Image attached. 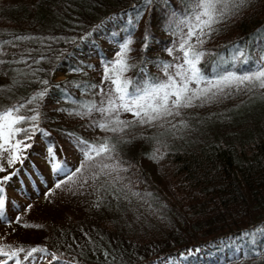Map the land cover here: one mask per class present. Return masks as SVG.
<instances>
[{
	"label": "trees",
	"instance_id": "trees-1",
	"mask_svg": "<svg viewBox=\"0 0 264 264\" xmlns=\"http://www.w3.org/2000/svg\"><path fill=\"white\" fill-rule=\"evenodd\" d=\"M5 1L9 0H0ZM14 1L0 7L2 38L20 35L34 39L18 41L17 47L6 49V60L23 54L27 64L2 66L0 88L12 84V68L35 72V76L19 77L21 84L0 94V105L22 102L24 114L33 115L29 109L36 105H28L27 99L44 87L40 80H48L49 85L48 94L38 102V130L25 141L31 147L21 152L23 162L9 166L6 158L0 159L5 168L0 179L15 172L11 177L17 182L12 195L7 192L8 181L4 184L5 212L13 222H0V245L47 249L27 260L23 259L25 253H19L21 264H264V235L254 240L244 235L264 228V90L183 110L181 117L172 120L177 125L176 135L160 137L159 144L139 138L119 144V158L132 167L120 173L125 179L115 188L112 177L92 180L89 171L78 174L74 183L55 188V183L67 176L53 173L49 148L57 162L74 171L82 157L69 132L89 141L111 135L91 127L94 120L101 119L99 113L74 114L82 111L81 103L99 104L100 87L110 86L101 85L105 62L115 59L119 46L131 35L130 63L135 67L125 75L138 82L149 77L166 79L158 65L178 63L175 56L180 55L167 51L179 39L169 25L174 28L173 20L178 22L185 15L188 0H154L147 8L144 0ZM216 28L203 45L204 74L215 78L227 71L255 70L254 64L232 63L231 57L239 47L259 60L264 48V0H247ZM58 72L64 79L55 82ZM93 84L99 87H87ZM129 114L122 113L121 119L132 120ZM180 120L188 127H182ZM23 127L31 128V123ZM161 131L145 126L133 129V134L153 137ZM68 146L78 153L77 162L71 160ZM157 148L162 161L169 162L170 170L165 173L149 159ZM45 155L55 176L50 183L45 182L44 169L36 160ZM29 171L36 175L37 183L32 177L27 185L22 181L23 173L29 175ZM129 181L143 199L130 193L125 199L124 192L116 191ZM161 182L169 197L156 186ZM89 198L93 210L78 215L77 205L83 208L82 201ZM17 216L21 217L19 223L14 222ZM25 223L42 227L25 228ZM8 264H15V259Z\"/></svg>",
	"mask_w": 264,
	"mask_h": 264
},
{
	"label": "snow or ice",
	"instance_id": "snow-or-ice-1",
	"mask_svg": "<svg viewBox=\"0 0 264 264\" xmlns=\"http://www.w3.org/2000/svg\"><path fill=\"white\" fill-rule=\"evenodd\" d=\"M153 2L154 0H144L145 8ZM246 3L247 0H188L185 15L178 18V22L176 19L173 20L174 28L169 25L170 31L173 35H178L179 39L174 42V47L167 49V51L169 55H173L175 52L180 55L175 56V60L179 61L178 63L164 62L158 65L162 68L166 79L149 77L138 82L125 75L135 67L130 63L133 40L129 35L125 42L119 46L115 59L104 64L101 85L109 84L110 86L100 87L99 94L102 95V99L99 104L95 102L81 103L79 107L82 111L74 113L80 117L99 113L101 119L94 120L91 127L106 134L111 133V135L89 141L73 132H69L71 142L82 157L79 167L74 171L66 170V166H62L61 162H57L55 153L49 148L53 173L56 175L63 173L67 176L66 180L56 182L55 188L60 189L62 185L69 182L74 183V178L78 174L83 175L85 171L91 173L90 178L92 180L99 179L101 176L112 177L113 187L115 188L116 183H122L125 179L120 173L128 172L132 167L130 162L119 158V144H131L138 138L155 140L159 144L161 143L160 137L176 135L177 125L172 120L181 117L184 114L183 110L221 103L225 99L233 98L241 93L248 94L256 89L264 90V48L260 49L259 60L252 57L247 49L234 48L231 62L252 63L255 70L246 72L227 71L218 74L215 78L207 77L202 70V60L206 55L203 45L218 31L216 25L234 16ZM138 15H142V13ZM172 15L173 17L176 16L175 13ZM185 29L187 30L185 31ZM2 37L3 34L0 33V68L4 65L27 64L23 54L19 58L13 57L6 60L4 58L6 49L17 47L18 41H27L34 38L14 35L11 40H8ZM147 40L148 35L145 34L143 44L145 49L148 46ZM34 63H39V61H34ZM11 70L15 73L12 84L0 88V94L11 92L15 86L21 84L19 77L29 74L35 76V72L26 73L22 69L16 68ZM39 83L44 87L26 101L28 105H36V107L29 109L34 113L33 115L24 114L25 103L22 102L10 106L0 105V159L6 158L9 166L17 161L23 162L21 152L24 148L31 147L25 141L32 139V136L38 130L41 119L38 102L43 101L48 94L49 81L45 79L40 80ZM87 87L97 88L99 86L93 84ZM73 103L77 102L73 101ZM122 113H130L133 119H121ZM26 123H31V128L23 127ZM179 123L184 128L188 127L187 122L184 120H180ZM145 126L155 127L158 130L163 129V131L153 137H136L133 134V129ZM12 141H15V143H12ZM158 152L159 148L155 149L149 155V159L157 162L162 159V156L157 155ZM5 153L8 154L7 157H5ZM3 171H5V168L0 164V172ZM14 175H16L15 172L0 179V222H13L8 220L5 212L4 184ZM87 182V180H84V183ZM130 184L131 181L128 184H123V187L116 189V191L118 193L124 192L125 199L128 198L129 193L133 197L143 199L141 193L135 192ZM144 195L151 196L152 194L146 193ZM28 207L31 208L32 206L29 205ZM20 220L21 217L17 216L14 222L19 223ZM22 226L25 228L42 227L41 225L27 223ZM244 235L250 240H254L258 235H264V228ZM21 252L25 253L23 259L27 260L35 253L47 252V249L37 246L26 250L23 246L13 248L12 245L8 244L0 245V257L6 258L0 259V264H8V261L13 259H15V264H21L20 259H17L18 254ZM50 255L54 259H60L55 254ZM105 256H107V253H105Z\"/></svg>",
	"mask_w": 264,
	"mask_h": 264
},
{
	"label": "rangeland",
	"instance_id": "rangeland-1",
	"mask_svg": "<svg viewBox=\"0 0 264 264\" xmlns=\"http://www.w3.org/2000/svg\"><path fill=\"white\" fill-rule=\"evenodd\" d=\"M14 2H15L14 0L0 2V7H6L9 4H12ZM105 47L106 48H110L109 45H107ZM91 74L92 75H95L97 77L99 76V74L97 72H95V71H91ZM4 78H5V76H3L1 78V80L3 81ZM55 79H56L55 82H59V81L63 80L64 79L63 74L60 73V72H58L57 75H55ZM107 86H108V84H107ZM128 116H132V115L129 114ZM59 118H61L62 120H64V116L63 115H61ZM132 119H133V116H132ZM73 122L77 123V121H73ZM66 124H69V123L66 122ZM68 149H69L68 154L70 155L71 160H74V161L77 162L78 159H79L78 153L77 152H74V150L72 149L71 146H68ZM158 155H160V154L158 153ZM47 157H48V155H45L44 157L43 156H40L36 160H37L38 163L41 164V167L44 169V171L42 172V174L44 175L43 178H44L45 182L47 181L48 183H50V181L54 178V176L52 175V172L50 170L51 168H49L50 167L49 166V162L46 161L47 160ZM153 162H155L158 165L159 169H161L162 172H164V173L170 170V168H169V162H167L165 160L162 161V159H159L158 162L157 161H153ZM60 175L63 176L64 174L62 173ZM155 175H156V173H155ZM29 177L34 178L35 182L37 183V178H36L35 174H33L31 171H29V175L28 174H25V173H23V175H22V178H23L22 181H24L26 185L29 183ZM80 183L81 182H78L77 185L79 186ZM40 186H43V183H40ZM90 186H91V188H93V185L92 184H90ZM156 186L160 187L163 190V194H165L167 197H169V192L165 188V185L163 184V182L156 184ZM16 187H17L16 179H10L8 181V185H7V192L12 195L14 193V190L16 189ZM83 187H84V185H83ZM92 203H93V200H92ZM92 203H91L90 198H89V200H86V202H83L82 201L83 208H80L77 205V207L79 209L78 212H77L78 215H82V213L84 211H88L87 210L88 208H89V210H93ZM59 205H61V204L59 203ZM74 207H75V210H76V206H74ZM71 217L73 218V216H71ZM0 233H1V229H0ZM215 254H218L219 255V253H215Z\"/></svg>",
	"mask_w": 264,
	"mask_h": 264
}]
</instances>
